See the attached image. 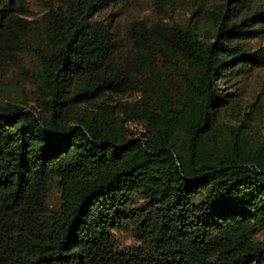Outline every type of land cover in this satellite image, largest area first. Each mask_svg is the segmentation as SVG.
Returning a JSON list of instances; mask_svg holds the SVG:
<instances>
[{
  "label": "trees",
  "instance_id": "1",
  "mask_svg": "<svg viewBox=\"0 0 264 264\" xmlns=\"http://www.w3.org/2000/svg\"><path fill=\"white\" fill-rule=\"evenodd\" d=\"M0 264H264V0H0Z\"/></svg>",
  "mask_w": 264,
  "mask_h": 264
}]
</instances>
